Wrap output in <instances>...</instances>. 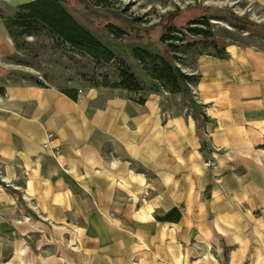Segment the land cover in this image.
Masks as SVG:
<instances>
[{
	"label": "crops",
	"instance_id": "0c3cea01",
	"mask_svg": "<svg viewBox=\"0 0 264 264\" xmlns=\"http://www.w3.org/2000/svg\"><path fill=\"white\" fill-rule=\"evenodd\" d=\"M14 52L0 16L1 229L60 207L66 241L60 258L41 255L44 264H264V150H256L264 98L252 107L238 98L247 88L264 93V70L250 69L244 52L206 61L217 84L240 89L227 91L222 112L207 108L205 139L192 116L164 112L158 96L141 104L108 91L11 83ZM236 125L247 151L232 143ZM14 253L7 264L18 262Z\"/></svg>",
	"mask_w": 264,
	"mask_h": 264
},
{
	"label": "rangeland",
	"instance_id": "374dc122",
	"mask_svg": "<svg viewBox=\"0 0 264 264\" xmlns=\"http://www.w3.org/2000/svg\"><path fill=\"white\" fill-rule=\"evenodd\" d=\"M54 1L113 58H96L73 46L26 9L0 5V16L15 45L8 59L9 82L52 86L68 94L108 91L137 102L158 96L164 112L192 116L205 139L203 128L211 121L207 108L216 104L214 112H222L228 106L227 91L240 89L236 83L217 84L220 79L209 75L206 61L226 64L238 51L246 54L239 58L250 69L264 70V6L254 1ZM199 28L210 34L200 33ZM224 70L228 75L229 70ZM260 81L264 84V73ZM239 95V101L251 107L264 98L255 88ZM235 127L232 143L246 146L243 151H247L244 125ZM203 145L210 148L205 140ZM260 148L264 150V146L256 150ZM260 159L264 164V154ZM59 208L51 217L35 215L29 217L31 221L24 218L18 225L0 228V264H7L20 240L25 243L22 262L8 264H44L41 255L47 260L60 258L66 232Z\"/></svg>",
	"mask_w": 264,
	"mask_h": 264
},
{
	"label": "trees",
	"instance_id": "16d2710c",
	"mask_svg": "<svg viewBox=\"0 0 264 264\" xmlns=\"http://www.w3.org/2000/svg\"><path fill=\"white\" fill-rule=\"evenodd\" d=\"M20 8L28 10L31 17L40 20L73 46L87 51L96 58L102 57L107 61L113 58L109 51L105 50L85 29L79 27L54 0H37L22 5ZM196 30L206 35L210 34L201 28ZM144 102L139 103L143 104Z\"/></svg>",
	"mask_w": 264,
	"mask_h": 264
},
{
	"label": "bare ground",
	"instance_id": "6f19581e",
	"mask_svg": "<svg viewBox=\"0 0 264 264\" xmlns=\"http://www.w3.org/2000/svg\"><path fill=\"white\" fill-rule=\"evenodd\" d=\"M260 130H261V133L264 135V126H260ZM246 134V133H245ZM258 135H259V133H258ZM257 135V136H258ZM259 136H261V135H259ZM258 136V137H259ZM263 137H261L260 139H262ZM258 140V139H257ZM256 140V141H257ZM264 140V139H263ZM259 141V140H258ZM261 141V140H260ZM263 142V141H262ZM251 146V145H250ZM252 147V146H251ZM139 216H141V215H139ZM143 217V216H142ZM139 218V217H138ZM144 219V218H143ZM23 252H24V243L23 242H21L20 243V245L17 247V250H16V252L14 253V255H13V258L14 259H16L18 262H21L22 261V255H23Z\"/></svg>",
	"mask_w": 264,
	"mask_h": 264
}]
</instances>
